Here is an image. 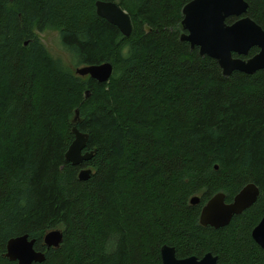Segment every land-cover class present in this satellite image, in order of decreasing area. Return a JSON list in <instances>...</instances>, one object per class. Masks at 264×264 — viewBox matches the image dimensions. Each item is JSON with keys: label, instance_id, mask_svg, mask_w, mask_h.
<instances>
[{"label": "trees", "instance_id": "trees-1", "mask_svg": "<svg viewBox=\"0 0 264 264\" xmlns=\"http://www.w3.org/2000/svg\"><path fill=\"white\" fill-rule=\"evenodd\" d=\"M97 1L128 13L129 37ZM191 1L0 0V264H17L7 245L24 235L41 264H162L165 245L178 259L264 264L252 239L264 217V71L225 77L182 42ZM245 1L264 29V0ZM46 30L76 67L112 64L110 81L66 70L39 40ZM74 127L93 153L80 166L65 158ZM249 184L260 192L251 208L224 228L200 225L210 199L231 203ZM53 230L63 242L47 249Z\"/></svg>", "mask_w": 264, "mask_h": 264}, {"label": "water", "instance_id": "water-1", "mask_svg": "<svg viewBox=\"0 0 264 264\" xmlns=\"http://www.w3.org/2000/svg\"><path fill=\"white\" fill-rule=\"evenodd\" d=\"M96 14L109 24L116 27L124 37L132 33V21L126 11L112 1H97ZM249 4L245 0H192L182 11V28L184 33L181 41L190 44L192 49L198 48L202 57L217 61L222 74L230 77L234 72L254 75L264 71V29L247 16ZM236 20L232 24L227 21ZM253 48L258 53L249 57ZM234 55L237 57L235 58ZM113 65L104 63L79 67L76 75L81 78L89 77L99 84H105L113 76ZM89 96L87 92L86 97ZM78 115V114H77ZM77 117L73 120L75 125ZM75 137L65 158L68 163L80 166L92 159V152H85L88 135L81 133L76 127L72 130ZM92 174L90 169H82L79 180L87 181ZM260 195L254 184L244 187L231 203H226L223 193H218L202 208L200 225L220 229L228 226L233 217L243 214L251 208ZM201 199L195 196L190 204L195 206ZM252 239L264 251V217L252 231ZM63 242L61 230H53L44 238L47 249L59 248ZM35 240L28 235L11 239L7 245L5 257L17 264H41L45 254L35 250ZM162 264H219L218 258L208 253L203 258L188 257L178 259L174 247L161 248Z\"/></svg>", "mask_w": 264, "mask_h": 264}, {"label": "rangeland", "instance_id": "rangeland-1", "mask_svg": "<svg viewBox=\"0 0 264 264\" xmlns=\"http://www.w3.org/2000/svg\"><path fill=\"white\" fill-rule=\"evenodd\" d=\"M37 36L51 58L60 62L66 70L76 74L78 67L75 66L71 55L61 48L58 31L46 30L37 33Z\"/></svg>", "mask_w": 264, "mask_h": 264}, {"label": "flooded vegetation", "instance_id": "flooded-vegetation-1", "mask_svg": "<svg viewBox=\"0 0 264 264\" xmlns=\"http://www.w3.org/2000/svg\"><path fill=\"white\" fill-rule=\"evenodd\" d=\"M236 57H237V56H236ZM236 57H235V58H236Z\"/></svg>", "mask_w": 264, "mask_h": 264}]
</instances>
